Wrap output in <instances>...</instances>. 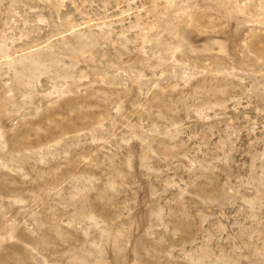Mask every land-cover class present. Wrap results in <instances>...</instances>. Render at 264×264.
Listing matches in <instances>:
<instances>
[{"label":"rangeland","instance_id":"374dc122","mask_svg":"<svg viewBox=\"0 0 264 264\" xmlns=\"http://www.w3.org/2000/svg\"><path fill=\"white\" fill-rule=\"evenodd\" d=\"M0 264H264V0H0Z\"/></svg>","mask_w":264,"mask_h":264}]
</instances>
